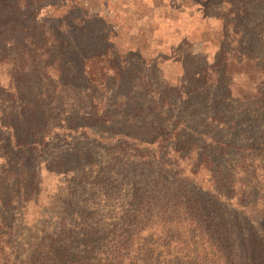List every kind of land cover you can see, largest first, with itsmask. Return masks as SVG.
Segmentation results:
<instances>
[{
  "label": "trees",
  "instance_id": "trees-1",
  "mask_svg": "<svg viewBox=\"0 0 264 264\" xmlns=\"http://www.w3.org/2000/svg\"><path fill=\"white\" fill-rule=\"evenodd\" d=\"M55 1L0 0V264H264V10L235 21L257 50L229 21L232 47L170 84L125 66L101 18L86 37L97 16L75 0L42 13ZM63 91L94 107L64 132L95 127L110 148L45 165L43 210L38 153L64 127L44 106Z\"/></svg>",
  "mask_w": 264,
  "mask_h": 264
},
{
  "label": "rangeland",
  "instance_id": "rangeland-1",
  "mask_svg": "<svg viewBox=\"0 0 264 264\" xmlns=\"http://www.w3.org/2000/svg\"><path fill=\"white\" fill-rule=\"evenodd\" d=\"M75 1L83 9L88 10L89 14L97 16L96 28L86 37L94 43L97 42L100 36L98 27L103 24L99 19L101 18L108 27V44L111 45L109 49L116 52L125 66L133 69L132 71H138L141 75L148 71L157 82H160L156 79L159 72L163 80L170 84H175L185 72L196 74L201 68L212 65L216 61V54L221 51L226 53V50L232 47L228 40L222 38L229 21L235 24L230 27V33L235 31L233 27L237 31L242 29V40L248 48L256 47L257 50L258 43L255 37L259 29L250 24L243 28L235 21L245 18L248 20L247 23H251L253 18L262 14L264 10V0ZM53 3L55 4L48 2V5L43 7L42 13L57 17L69 5V0H56ZM259 48L261 49L262 46ZM12 53L17 52L12 50ZM154 66L157 70H154ZM0 69L3 71L4 67ZM40 82L44 83L43 87L52 88V83L43 79ZM84 83L88 84L89 88L95 85L89 81ZM62 93H68L71 97L65 99L62 94H53L55 106H44L47 112L53 113L54 121H57L56 125L64 127L58 130L59 133L52 139L48 148L38 153L40 159L38 163L42 167L43 185L40 202L43 210L48 208V199L53 194L56 179L53 174L48 173L45 165L51 164L55 157L63 154L75 158L78 151L91 152L96 159L104 160L110 148L109 145L100 143L98 140L100 132L95 127L78 130L73 128L70 132H64L68 124L73 123L70 114L79 107L84 111L92 112L94 107L88 100L82 99L81 93L72 94L67 91ZM103 95L108 97L109 93ZM71 161L72 165H76V160ZM33 211L34 208L30 207L29 212Z\"/></svg>",
  "mask_w": 264,
  "mask_h": 264
}]
</instances>
